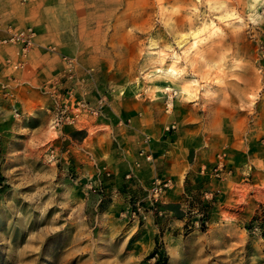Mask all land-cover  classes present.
Returning a JSON list of instances; mask_svg holds the SVG:
<instances>
[{
	"label": "rangeland",
	"instance_id": "374dc122",
	"mask_svg": "<svg viewBox=\"0 0 264 264\" xmlns=\"http://www.w3.org/2000/svg\"><path fill=\"white\" fill-rule=\"evenodd\" d=\"M0 14L60 62L42 113L1 88L0 264H153L155 242L166 264H264V0H0ZM112 107L176 141L175 203L116 183L105 158L121 151L97 125Z\"/></svg>",
	"mask_w": 264,
	"mask_h": 264
},
{
	"label": "crops",
	"instance_id": "0c3cea01",
	"mask_svg": "<svg viewBox=\"0 0 264 264\" xmlns=\"http://www.w3.org/2000/svg\"><path fill=\"white\" fill-rule=\"evenodd\" d=\"M0 21L3 26L8 25L12 27L4 21L1 14ZM26 27L30 26L14 27V29ZM3 35L4 32L0 31V38ZM35 41L36 37L34 36L33 46L28 50L24 61L21 63L19 62V65L16 64V66L14 62L19 60L17 56L19 46L15 43H0V92L2 88V92H4L5 95L2 97L11 95L15 102H11L7 98L5 99L2 97L1 100H8L13 107L24 116H28L27 114L29 113H42V111L38 109L39 106L49 100L48 94L41 90L42 85L49 79H52L60 68L58 56L45 52ZM103 118L104 117H101L99 119L97 125L108 128L106 130L108 142L111 141L108 137H113L116 143H118V148L121 151L120 156H115V158H112V152L108 151L105 158L110 168L113 167L112 161L115 159L120 165V170L115 174L116 183H119L122 175L121 183L126 187L133 188L135 192H138L140 189L145 190L146 181H149L154 176L170 178L173 180V184L162 194L159 202L164 204L175 203L183 190L182 180L184 174L181 172L182 168L185 167L183 162L179 163L178 159H176V157H178L175 149L176 141L162 139L159 135L160 130L157 134L154 133L152 136H143L140 128H137L138 122L136 119H133L132 124L128 127L119 126L118 122H121L122 116L116 107L107 110V117L105 119ZM61 128L57 129L56 132L60 133ZM139 149H142V155H138V152H136ZM83 152L90 155L88 150L84 149ZM146 154H149L147 157L148 160L145 158ZM179 155L180 158H184L181 151ZM135 160L139 162L137 167H134L132 164V161ZM166 160L168 161V165L165 168H161V171L157 173L156 170L158 165ZM126 167H129L131 170L130 173H132V176L130 179L126 177L127 173L125 172L128 169ZM111 171L113 173L115 170L111 169ZM123 175L125 180L123 179ZM178 175L181 176V178H179ZM215 187L219 195L211 210V216L217 217L219 216V211L226 206L227 198L225 197V183L223 181L216 182ZM144 198H147V192Z\"/></svg>",
	"mask_w": 264,
	"mask_h": 264
},
{
	"label": "built area",
	"instance_id": "2783aa9c",
	"mask_svg": "<svg viewBox=\"0 0 264 264\" xmlns=\"http://www.w3.org/2000/svg\"><path fill=\"white\" fill-rule=\"evenodd\" d=\"M0 31L4 32V35L0 38V43L7 44V43H15L19 46L18 53L24 55L25 52L30 48L33 40V31L30 27L22 28V29H14L8 25L3 26L0 21ZM82 107L83 111L84 106L83 104H78L74 107V112L72 114H65V118H62V114H64V110H59L55 112L54 116L51 119L52 127L55 126L56 129L60 127V123L65 121L66 122H73L76 118L79 117V109ZM146 156L145 158H147ZM148 159V158H147ZM216 173V169H214ZM217 175V174H215ZM126 177H130V174H127ZM171 185V180L169 178H161L159 176H154L150 179L146 192L147 198L151 205H155L159 203L160 197L162 196L163 192Z\"/></svg>",
	"mask_w": 264,
	"mask_h": 264
},
{
	"label": "trees",
	"instance_id": "16d2710c",
	"mask_svg": "<svg viewBox=\"0 0 264 264\" xmlns=\"http://www.w3.org/2000/svg\"><path fill=\"white\" fill-rule=\"evenodd\" d=\"M152 253L159 254V258H157L153 264H166V259H167L166 254L162 246L158 244L157 242H155Z\"/></svg>",
	"mask_w": 264,
	"mask_h": 264
}]
</instances>
